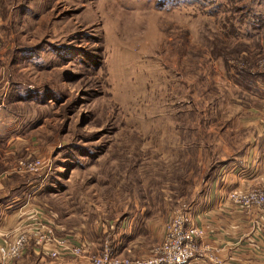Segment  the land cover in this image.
Instances as JSON below:
<instances>
[{"label": "rangeland", "instance_id": "1", "mask_svg": "<svg viewBox=\"0 0 264 264\" xmlns=\"http://www.w3.org/2000/svg\"><path fill=\"white\" fill-rule=\"evenodd\" d=\"M0 34L27 139L8 174L64 238L89 241L52 264L149 253L264 105L247 90L264 88V0H0ZM34 157L44 166L16 169Z\"/></svg>", "mask_w": 264, "mask_h": 264}, {"label": "crops", "instance_id": "2", "mask_svg": "<svg viewBox=\"0 0 264 264\" xmlns=\"http://www.w3.org/2000/svg\"><path fill=\"white\" fill-rule=\"evenodd\" d=\"M1 40L0 34V44ZM4 86L5 82L0 79V244L10 239L16 226L26 217L23 211L30 208L38 211L40 216L53 225L57 235H65L59 232L58 227L52 224L37 204L38 194L25 196L22 190L18 191L19 185L24 181H16L15 177L8 174V163L26 147L27 139L26 131L21 125L22 120H19L15 111L7 108L3 97ZM247 90L255 91L257 94L251 92L250 95L256 98L261 96L260 102L264 103V88L259 83H249ZM254 110L257 112H254L256 114L252 120L250 136L239 150L230 152L224 161H220L208 180L206 189L189 206L195 222L204 228L198 243L202 249L203 244L206 248L195 259L178 264H264V217L254 206L238 207L225 199V193L229 189L252 186L264 188V105ZM71 239L82 240V255L89 251L88 239L78 235ZM120 241L119 238L116 239L114 246L120 245ZM130 245L127 242L118 250L115 246V252L131 255L132 253L128 254ZM27 248L20 255L21 258L0 261V264H20L19 261L23 259H26V264H52V258L34 248H31V256V250ZM65 255L61 254L55 259ZM54 262L53 264H59Z\"/></svg>", "mask_w": 264, "mask_h": 264}, {"label": "built area", "instance_id": "3", "mask_svg": "<svg viewBox=\"0 0 264 264\" xmlns=\"http://www.w3.org/2000/svg\"><path fill=\"white\" fill-rule=\"evenodd\" d=\"M42 166H44L43 160L34 157L20 160L16 164V169L34 172ZM225 199L238 207L254 206L264 217L263 187L229 189L225 193ZM23 212L25 219L16 226L10 239L0 244V261L19 256L27 245H31L32 248L52 259L61 254L82 255L84 250L82 240H72L57 235L53 225L35 209L30 208ZM203 233L204 228L195 222L189 207L180 204L172 210L163 223L161 238L149 253L130 258L104 248L98 253L88 254L85 261L86 264H178L195 259L206 248L203 244L202 249L198 243Z\"/></svg>", "mask_w": 264, "mask_h": 264}]
</instances>
